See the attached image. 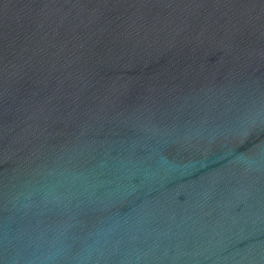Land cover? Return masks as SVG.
Masks as SVG:
<instances>
[{
	"label": "water",
	"instance_id": "water-1",
	"mask_svg": "<svg viewBox=\"0 0 264 264\" xmlns=\"http://www.w3.org/2000/svg\"><path fill=\"white\" fill-rule=\"evenodd\" d=\"M0 264H264V0H0Z\"/></svg>",
	"mask_w": 264,
	"mask_h": 264
}]
</instances>
